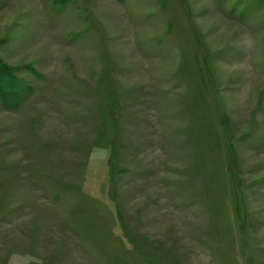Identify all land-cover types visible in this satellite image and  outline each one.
Listing matches in <instances>:
<instances>
[{
  "label": "rangeland",
  "instance_id": "rangeland-1",
  "mask_svg": "<svg viewBox=\"0 0 264 264\" xmlns=\"http://www.w3.org/2000/svg\"><path fill=\"white\" fill-rule=\"evenodd\" d=\"M0 83V264H264V0H0Z\"/></svg>",
  "mask_w": 264,
  "mask_h": 264
},
{
  "label": "trees",
  "instance_id": "trees-1",
  "mask_svg": "<svg viewBox=\"0 0 264 264\" xmlns=\"http://www.w3.org/2000/svg\"><path fill=\"white\" fill-rule=\"evenodd\" d=\"M1 85H0V88L2 89V88H4L5 87V89L7 88L6 86H5V84L4 83H0Z\"/></svg>",
  "mask_w": 264,
  "mask_h": 264
}]
</instances>
